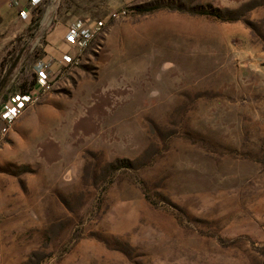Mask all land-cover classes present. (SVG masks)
<instances>
[{
    "label": "rangeland",
    "instance_id": "1",
    "mask_svg": "<svg viewBox=\"0 0 264 264\" xmlns=\"http://www.w3.org/2000/svg\"><path fill=\"white\" fill-rule=\"evenodd\" d=\"M102 1L33 9L6 60L12 92L33 87L58 17L128 7ZM131 7L46 93L58 144L0 161V264H264V0ZM134 21L162 24L156 58L107 44L112 23Z\"/></svg>",
    "mask_w": 264,
    "mask_h": 264
},
{
    "label": "crops",
    "instance_id": "2",
    "mask_svg": "<svg viewBox=\"0 0 264 264\" xmlns=\"http://www.w3.org/2000/svg\"><path fill=\"white\" fill-rule=\"evenodd\" d=\"M13 1L0 0V112L4 103L14 94L11 86L3 80L7 70L6 60L11 56L10 51L18 43V40L27 38L26 33L32 24V18H22L20 11L24 7L28 8L32 17L33 9L25 0H20L18 4ZM48 1L51 0H46L45 3ZM136 1L106 0L102 3L112 5V7L118 5L131 7ZM50 10H56V5H50ZM73 19V17H58L54 23L50 24L49 30L44 34L43 53L39 59L49 62L52 69L58 74L57 86L64 82L69 70L73 68V66H63L61 64L62 57L65 54L75 55L78 53V49L66 40V33ZM135 22L112 23L109 29L107 28L108 32L106 30L107 44L110 45L114 38L113 35L118 34L122 36V48L118 49L123 53L121 56L129 58L131 51H129V46L138 45L141 48L146 47L143 49L138 47L139 52L145 56L156 58L157 54L162 51L157 48V39L152 38L155 37V33L160 36L163 35L162 24H153L152 26L149 22H138L137 25ZM42 27H46V24ZM137 30L139 33L135 37L134 32ZM148 33H153V37L148 38ZM128 36L132 38L130 41ZM84 54L83 58L86 55ZM47 97V94L44 95L34 106L17 118L6 133L3 132L6 121L0 115V161L6 160L19 164L29 163L34 161L44 148H50L52 139L55 140V144H58L60 135L57 130L55 131V128L59 125L61 115L54 110L56 107L55 99ZM0 180H2L1 177Z\"/></svg>",
    "mask_w": 264,
    "mask_h": 264
},
{
    "label": "built area",
    "instance_id": "3",
    "mask_svg": "<svg viewBox=\"0 0 264 264\" xmlns=\"http://www.w3.org/2000/svg\"><path fill=\"white\" fill-rule=\"evenodd\" d=\"M20 0H14L18 4ZM30 8L35 9L44 4L46 0H25ZM130 7H124L111 12L109 21L118 20L131 14ZM24 19L32 18L28 8L20 11ZM108 20L86 21L78 19L69 25L66 40L78 49L75 55L65 54L61 59L63 66H77L82 62L83 54L93 49L99 52L102 49L101 43H96L100 35L105 32ZM95 45V46H94ZM58 79V74L52 69L49 62L39 59L36 63V83L26 92H16L4 103L0 115L6 121L3 132L9 131L17 118L22 116L30 107L34 106L46 93L51 91ZM1 217V214H0Z\"/></svg>",
    "mask_w": 264,
    "mask_h": 264
},
{
    "label": "trees",
    "instance_id": "4",
    "mask_svg": "<svg viewBox=\"0 0 264 264\" xmlns=\"http://www.w3.org/2000/svg\"><path fill=\"white\" fill-rule=\"evenodd\" d=\"M35 83H36V81H35ZM35 83H34V84H35Z\"/></svg>",
    "mask_w": 264,
    "mask_h": 264
}]
</instances>
